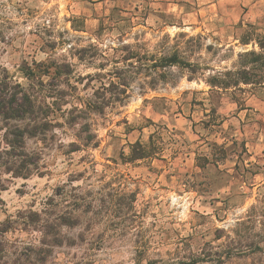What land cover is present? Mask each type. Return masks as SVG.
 I'll use <instances>...</instances> for the list:
<instances>
[{
	"label": "rangeland",
	"instance_id": "rangeland-1",
	"mask_svg": "<svg viewBox=\"0 0 264 264\" xmlns=\"http://www.w3.org/2000/svg\"><path fill=\"white\" fill-rule=\"evenodd\" d=\"M205 3L0 0V70L14 83L28 85L27 68L48 70L43 80L50 83V63L65 61L85 96L100 85L90 76L121 64L129 47L146 58L177 52L198 66L192 80L187 67L174 65L165 77L153 72L144 85L132 82L127 98L94 119L97 172L72 186L91 191L97 206L62 228L64 245L50 251L18 215L42 210L57 185L77 177L85 166L80 153L69 164L61 151L46 150L43 173L5 175L0 264L14 252L23 264H264V87L209 83L241 68L240 54L260 52L256 34H264L243 18L240 25L203 13L191 23L186 13ZM137 141L156 153L126 161Z\"/></svg>",
	"mask_w": 264,
	"mask_h": 264
},
{
	"label": "trees",
	"instance_id": "trees-1",
	"mask_svg": "<svg viewBox=\"0 0 264 264\" xmlns=\"http://www.w3.org/2000/svg\"><path fill=\"white\" fill-rule=\"evenodd\" d=\"M249 25L256 32L254 25ZM256 35L261 51L250 50L240 54L239 59H245L241 68L212 76L209 80L211 87L221 90L236 89L240 84L264 87V35ZM242 42L248 44L250 39H242ZM118 62L115 61L109 71L90 76V80H94L95 76L100 77V85L85 96L80 95L78 86L71 81L72 65L65 61L50 63V83L43 80L48 70L36 73L27 68L24 71L29 80L26 86L7 79L2 73L4 70H0V183L5 175L28 178L34 172H39L44 166L39 163L46 150L61 151L69 164L74 161V154L80 153L78 162L85 165L82 171L77 172V177L72 178V173L68 180L54 188L42 210L20 212L18 215L24 229L32 225V229L41 235L42 243H50V251L65 244L62 228L80 224L82 215L97 206V198L92 196L91 191L85 196L77 189L81 187L80 184L72 186L87 172H97V162L90 152L99 147L101 142L94 127V119L105 114L109 105L127 98L126 92L132 82L139 81L144 85L146 77L153 72L165 77L167 69L174 65L183 69L187 67L189 79L192 80L198 67L183 61L177 52L146 58L130 47L127 54L122 56L121 64ZM158 70L163 71L158 73ZM154 153L156 151L151 144L147 147L137 141L131 144V153L124 159L143 160ZM68 186L72 188L68 189ZM3 187L0 184V190ZM10 220L8 218L6 222L9 224ZM8 229L9 226L2 230L3 233ZM78 242L81 245L86 243L83 239ZM3 250L6 252L0 243V261ZM43 251V248H39L40 254ZM6 255L4 264H23L22 257L14 256L16 252L12 253L13 257Z\"/></svg>",
	"mask_w": 264,
	"mask_h": 264
},
{
	"label": "crops",
	"instance_id": "crops-1",
	"mask_svg": "<svg viewBox=\"0 0 264 264\" xmlns=\"http://www.w3.org/2000/svg\"><path fill=\"white\" fill-rule=\"evenodd\" d=\"M218 15V17L234 20L245 19L249 24L256 25L258 31L264 34V0H206L202 8H195V12H188L186 15L192 17L193 23L201 14ZM195 19V20H194Z\"/></svg>",
	"mask_w": 264,
	"mask_h": 264
}]
</instances>
